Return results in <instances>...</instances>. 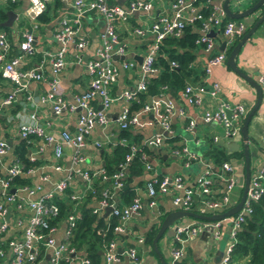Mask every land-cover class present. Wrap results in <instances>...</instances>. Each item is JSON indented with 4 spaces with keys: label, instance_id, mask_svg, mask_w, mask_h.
<instances>
[{
    "label": "built area",
    "instance_id": "built-area-1",
    "mask_svg": "<svg viewBox=\"0 0 264 264\" xmlns=\"http://www.w3.org/2000/svg\"><path fill=\"white\" fill-rule=\"evenodd\" d=\"M52 0H27V7L24 11L25 18L35 28L37 17L45 10V7ZM64 7L57 19L52 31V37L57 44L55 50H43L41 57L29 68L21 69V61L24 55L35 51V36L32 30L25 32L23 39L18 43L17 55H10V44L4 31H0V76L1 78L13 84L12 91L2 99V104H9L14 95L18 92L25 91L24 100L27 102H38L48 104L53 115L58 116L63 111H77L75 123L72 131L62 129L54 131L49 122L44 125L37 120L34 111L30 112L26 120H20L17 124V132L20 139L26 141L30 146L35 139L40 140L35 153L28 152L27 157L30 162H36L37 153L42 151L44 146H51L53 160L46 165H37L27 171H22V165L13 161L6 167L5 175L0 177V237L7 229V222L4 221L6 214V204H12L17 210L25 208L30 215L25 220L21 236L19 239H10L6 242V247L2 248L0 240V259L1 264H37L39 261L38 254L44 249L50 251L49 257L45 264H58L59 261L65 260L70 264H88L89 260L80 255L73 247L69 245V238L72 236L74 221L79 213L77 204L81 203L85 197V191H91L93 178H98L101 183L111 180V188L119 189L121 179L125 176L127 164L134 157L137 147L129 146V153L125 155L124 163L119 164L116 172L107 177L104 169L99 167L94 171L81 169L78 165L83 162L84 157L81 150L87 146V138L95 126L103 127L109 122L108 108L112 102L121 100L122 105L118 114L112 119L116 129L128 130L131 128H142L153 123L156 132L144 138L141 144L148 148L157 149L164 144V140L171 137V120L173 116L184 118L183 110L178 108L173 110V102L169 95L164 92V87L157 94L150 96L144 101L141 108L135 112H130L129 108L133 101L137 102V95L146 89L149 79L158 74L159 68L154 65L160 42L166 36L178 37L185 25H191L195 21L200 23L198 36L194 40L196 45H201L203 49L209 51L214 46V36H209L210 32L224 36L225 46L232 43L233 37L241 35L244 32V25L240 21L233 19L223 20L224 12L220 6H212V10L207 16L200 14L195 8L196 0H172L169 4V12L157 15L148 25L133 27L131 32L135 37H144L151 35L148 44L145 47L140 63L137 66V78L132 87L121 90L118 95L112 96L110 88L116 82L117 69L112 63L114 56L122 57L125 55V46L122 45L115 31V20L123 19L126 14L135 10L149 11L152 6V0H129L126 8L116 4H108V0H58ZM208 1V0H206ZM239 4L246 0H230ZM16 0H0V4L15 3ZM97 13L104 20V30L100 36V44L94 50L85 67L89 74V82L85 91L75 94L73 102L70 105L64 103L62 99V90L60 86V72L66 64V53L71 49L76 52V61L79 53L87 46L85 36L79 34V26L82 18L88 13ZM71 48V49H69ZM264 49V47H263ZM225 54L218 51L207 57L203 66V72L209 74L213 66L224 64ZM46 64V65H45ZM175 67L174 62L169 63ZM45 66L49 73L43 74ZM136 65L133 61L124 60L121 63L123 69H131ZM30 81H44L46 88L42 93L32 96L26 93L27 83ZM258 82L264 84V76H259ZM205 94L212 102L202 113V121L205 123L218 124L222 127V138L225 140L239 139L240 126L244 116L247 113L246 108L238 103L232 104L224 100L221 96L220 84L217 81H211L208 86L192 85L186 83L178 91L177 99L186 105L198 104L199 95ZM97 97L99 99L98 107L91 104V100ZM175 100V101H176ZM145 115L150 116V121H144ZM141 116V117H140ZM185 129L193 130L194 121L185 119ZM212 144L218 146L219 138L216 135L211 137ZM94 148L102 147V142L93 140L90 143ZM104 144L125 145L127 141L124 138H116L109 143L107 139ZM29 148V147H28ZM10 149L5 140H0V157ZM70 164L63 169L58 160L65 154ZM175 157L182 161L198 159L202 169L194 178L191 186L185 184L179 174L173 176H157L154 172L144 184V194L147 198L146 204L155 210L156 197L158 194L167 193L174 190L171 197V204L180 210H191L196 207L197 212L201 215L215 212H223L229 203L228 191L233 186L231 178L233 166L228 161H223L218 170L212 169L211 163L207 160L195 157L188 152L186 147L172 149L170 151ZM143 168L146 171H152V166L147 161V157L140 154L139 157ZM48 170L55 172H65L61 179L51 181ZM64 170V171H63ZM38 173V179L35 184L14 185L12 180L16 176H28ZM77 176L84 184V190L80 193L65 194V190L72 183L73 177ZM219 177L224 181V192L215 195L213 190V179ZM50 188L38 196L31 199L43 183H49ZM13 189L11 192L10 190ZM264 192V174L262 170H257L248 182L245 198L241 207L232 215L223 217L218 220L207 221L197 220L191 223L176 226L174 230V244L170 249V264H178L181 259L182 244L188 238L196 236L202 230L210 229L213 238H218L221 234V226L228 224V239L225 244L223 256L219 264H229V258L234 244L236 243V233L241 224L251 214V203L258 200ZM110 193L108 188H103L100 192L102 198L98 200V208H109L107 217L115 218L118 223L113 227L115 237L109 240L102 247V264H119L120 256L125 254L131 264H136L137 257L133 248L126 250L117 249V235L123 232L122 223L129 220L132 216L139 213L142 208L141 200L134 196L128 204L108 203L107 195ZM22 195H26L23 198ZM68 198L73 202L72 212L67 214L64 223V232L60 241L55 242L51 235L57 228L50 227L44 234L41 229L47 228L46 219L57 212V206L53 198ZM92 209L97 214L99 209ZM20 220H17V224ZM138 241H141L139 239ZM264 264V262L262 263Z\"/></svg>",
    "mask_w": 264,
    "mask_h": 264
},
{
    "label": "crops",
    "instance_id": "crops-1",
    "mask_svg": "<svg viewBox=\"0 0 264 264\" xmlns=\"http://www.w3.org/2000/svg\"><path fill=\"white\" fill-rule=\"evenodd\" d=\"M53 1V0H52ZM51 1V2H52ZM110 1V2H109ZM129 0H108V4H116L123 9L127 7ZM172 0H152V6L149 11L135 10L130 14H126L123 19L115 20V31L119 42L125 46V55L122 57L114 56L112 63L117 69L116 82L110 88V94L112 96L118 95V93L125 89L132 87L137 78V66L141 61L143 52L149 39L150 34L144 37H135L131 28L148 25L154 20V18L162 13L169 12V4ZM223 0H197L194 5L197 10H200L206 5L220 6L222 8ZM257 0H246L239 4H235L233 1H229L228 7L231 12H241L249 7L255 6L254 10L245 18L233 19L234 21H240L244 25V32L241 35L233 37L232 43L225 46L223 50L225 59L232 46L241 38V36L252 26V24L263 14L264 6L255 5ZM27 0H16L12 6L7 4H0V9H4L5 13L10 10L15 13V18L12 21L9 30L4 31L6 38L10 44V55L19 54L18 43L23 39L25 32L32 30L35 36V51L24 55L21 61V69L29 68L41 57L43 50H55L57 44L52 37V31L55 27L58 17L63 10V6L60 4V8L55 12V15L49 19V21L42 23L37 20L36 27L25 18L24 11L27 7ZM7 17V16H6ZM226 16L223 20H226ZM6 20V19H5ZM104 30V20L101 15L97 13H88L85 15L79 26V34L83 35L87 39L86 48L79 53L78 61H76V52L71 48L66 53V64L60 72V86L62 90V99L65 104L70 105L73 102V96L75 94L85 91L89 82V74L87 73L85 63L92 57L94 50L100 44V36ZM224 39L221 34H216L214 37V46L211 50L206 51L202 46L197 45L194 49V59L190 67L193 69L194 75L186 79V83H190L194 86L204 85L205 87L211 81H217L220 84L221 96L224 100L235 104L243 105L248 111L255 102L256 92L253 87L244 79L236 74L231 68H229L225 62L224 64L213 66L210 69L209 74L203 72V66L207 57L211 56L215 52H218V46ZM264 19L258 24L251 35L245 40L242 47L235 56V64L237 68L254 80L262 91L261 101L256 108L255 112L251 116L248 126V144L257 149L256 152L251 151L247 153V158L250 163L249 166V180L251 175L257 170H262L264 174V84L261 85L258 82L259 76H264ZM14 53V54H13ZM133 61L135 67L131 69H123L121 63L124 61ZM46 65V64H45ZM1 67V64H0ZM49 69L45 66L43 74L47 76ZM13 88V84L0 76V140H5L10 149L0 157V177L5 175L6 167L12 162L13 154L12 148L20 140L17 132V124L20 120H26L30 112L34 111L37 120L40 124L44 125L45 122H49L51 128L54 131H61L66 129L72 131L75 123V117L77 111L73 112L63 111L58 116L52 114L48 104L31 103L24 100L25 91L18 92L14 95L12 101L7 104H2V99L6 97ZM46 88L44 81H30L27 83L26 93L36 96L42 93ZM149 97L145 99L148 100ZM200 102L198 104L186 105L182 101L174 100L173 110L176 112L178 108L183 110L184 118H178L173 116L171 120V138H174L170 143H166L156 149L159 156L153 158H147V161L152 166V171H146L143 168L141 173L135 176L131 181V186L134 191V196L141 200L142 208L139 213L132 216L129 220L123 222V232L120 233L117 238V249L126 250L127 248H133L137 257L136 264H170V249L175 246L174 244V226H181L193 221H197L198 218L193 216H182L175 220L169 227H167L156 241L155 247L151 243L145 241V236L154 231L153 237L159 229L162 219L169 213L180 210L171 204V197L174 194V190H169L167 193L158 194L156 197L155 210L150 208L146 204V196L143 188L145 182L154 172L157 176L166 175L173 176L179 174L185 184L191 186L194 182V178L202 169L201 163L198 159H192L189 161H182L180 158L175 157L170 153L172 149H180L186 147L187 151L192 153L195 157L203 158V153L207 149V146L211 143V137L213 135L218 136V146L222 148L223 152L229 156L228 162L233 166V172L231 175L233 186L227 192L229 197L228 207L224 210H228L234 206L241 197V193L244 186V155L241 148V140L231 139L225 140L222 138V127L218 124L205 123L202 121V113L211 106V100L205 95H199ZM91 104L98 107L99 99L94 97L91 100ZM122 105L121 100L112 102L107 110L109 122L103 127L95 126L87 138V146L81 150V154L84 157L78 167L81 169H87L88 171H94L103 166V153L107 154L112 144H104L108 139L109 143L113 140H118L119 130L116 129L112 119L118 114ZM141 117V116H140ZM144 121H150V116L145 115L142 118ZM185 119H192L194 121V128L191 131L185 129ZM132 133L141 134V141L156 132V127L153 123L142 128L129 129ZM93 140L102 142V147L99 149L94 148L90 143ZM140 141V143H141ZM234 141L239 144V148L235 150L228 149L225 144ZM39 139H35L31 142L27 149L30 153H35L40 144ZM67 150L65 154L58 160L59 164L65 169L70 161L68 159ZM235 153L240 155L233 156ZM38 164L46 165L51 163L52 148L51 146H44L40 153H37L36 157ZM212 169L218 170L217 166H214L211 161ZM64 171V170H63ZM50 176V182L61 179L64 177L65 172H55L48 170ZM25 178V177H24ZM28 184L33 185L38 179V173H34L26 176ZM49 183H43L39 190L31 197L36 199L38 196L45 193L50 188ZM249 182V181H248ZM213 190L215 195H219L224 192V181L219 177L213 179ZM109 189L110 193L107 195L106 200L108 203L120 204L118 189H112L110 186H105ZM73 193H80L85 191L84 184L79 177L74 176L72 183L67 187ZM87 191H85L86 193ZM23 198L26 195H22ZM133 196V197H134ZM102 198V196H101ZM91 201L89 207L92 209L98 208V200ZM65 199V198H64ZM62 199V200H64ZM99 209V208H98ZM8 216L4 217V221L7 222V229L1 234L0 240L3 244L10 239H19L25 220L30 215L29 211L25 208L17 210L12 204H6V212ZM184 211V210H183ZM223 211V212H224ZM109 210L107 208L99 209L97 215L106 217ZM193 214L201 215L197 212V208L194 207L191 210H187ZM217 213V212H215ZM221 213V212H218ZM211 214H214L211 213ZM209 214V215H211ZM208 215V214H205ZM20 223L17 224V220ZM118 222V221H117ZM64 232V223L61 222L58 225L57 230L51 235V238L58 242L60 241ZM228 224L221 226V234L218 238H213L210 229L202 230L196 236L188 238L182 244L183 255L178 264H219L223 253L225 244L228 239ZM141 239V241H138ZM153 239V238H152ZM50 251L44 249L39 257L37 264H45L48 259ZM247 257L239 258L234 264H246ZM1 264V259H0ZM78 264V263H73ZM99 264H102V259ZM119 264H131L125 254L120 256Z\"/></svg>",
    "mask_w": 264,
    "mask_h": 264
},
{
    "label": "trees",
    "instance_id": "trees-1",
    "mask_svg": "<svg viewBox=\"0 0 264 264\" xmlns=\"http://www.w3.org/2000/svg\"><path fill=\"white\" fill-rule=\"evenodd\" d=\"M9 5L12 6L13 3ZM59 8L60 2L53 0L46 5L45 10L37 17V20L42 23L49 21ZM211 10L212 8L206 5L199 12L201 15L207 16ZM5 19V10L0 9V29L8 31L9 29L7 27L1 26ZM199 26L200 23L195 21L191 25H185L178 37L166 36L161 40L157 56L154 60V65L160 70L157 75L149 79L145 91L137 95V102H132L129 108L130 112L139 110L145 99L157 94L161 91V87H164V92L172 99H177L178 91L185 86L186 79L191 77L192 74L194 75L190 65L194 59V49L197 46L194 40L198 36ZM170 62H174L176 64L175 67H171ZM118 137L124 138L127 144H116L111 147L107 154L103 153L104 163L102 168L106 176L110 177L116 172L118 165L124 163L125 155L130 151L129 146L132 144L137 147L134 157L127 164L125 176L121 179V186L118 189L120 204L126 205L131 202L134 196V191L130 183L142 170V162L138 158L139 155L143 154L147 158H153L159 155L156 149L148 148L140 143L142 136L139 133H132L129 129L120 130ZM173 140L175 139L168 137L165 142L170 143ZM28 147L29 145L26 141L20 139L12 148L13 161H17L22 165L23 172L38 165V162L29 161L27 157ZM236 155L239 156L240 153L233 154L234 157ZM203 158L211 161L214 166L218 167L223 161H227L229 156L223 152L221 147L214 146L210 143L203 153ZM12 184L25 185L28 184V179L24 175L16 176L12 180ZM105 186L111 187L110 179L101 183L98 178H93L91 191H87L84 200L77 204L79 215L74 221V227L71 232L72 236L68 241L71 247L89 260L88 264H99L102 259L103 245L115 237L113 227L118 223L117 220L113 217L106 218L94 214L92 208L89 207L91 201L101 198L100 192ZM70 193L71 191L69 189L65 190L66 195ZM52 200L57 206V212L46 219L47 228L41 229L44 234L47 233L50 227L57 228L64 221L67 214L72 212L74 205L68 198L62 200L54 197ZM251 209V214L241 224L240 229L236 233V243L231 251L229 264H234L236 260L242 257H247L246 264H262L264 262V192L258 200L251 203ZM153 234L154 231L148 233L145 236V241L151 243ZM1 246L5 248L6 244L1 242ZM38 257H40V252ZM58 264L70 263L61 260Z\"/></svg>",
    "mask_w": 264,
    "mask_h": 264
},
{
    "label": "water",
    "instance_id": "water-1",
    "mask_svg": "<svg viewBox=\"0 0 264 264\" xmlns=\"http://www.w3.org/2000/svg\"><path fill=\"white\" fill-rule=\"evenodd\" d=\"M230 0H223L222 2V10L224 12V15L228 19H239V18H245L248 17V15L254 10L255 6L249 7L241 12H231L229 10L228 4ZM255 5H263L264 6V0H257ZM6 20L1 24L3 27H10L12 24V21L15 18V13L12 11L8 10L6 12ZM264 19V12L263 14L252 24V26L241 36V38L232 46L231 50L228 52V55L225 59V64L231 68L236 74H238L241 78H244L255 90L256 92V99L252 107L247 111L246 115L244 116L241 126H240V140H241V148H242V153L244 155V175H245V180H244V186L243 190L241 193V197L238 200V202L229 208L228 210L221 212V213H214L211 215H198V214H193L191 212L183 211V210H175L169 214H167L161 221L159 229L157 230L156 234L154 235L152 239V246L154 249H156L155 244L159 236L163 233V231L169 227L175 220L182 216H193L196 217L200 220H207V221H213V220H218L226 216H230L234 214L242 205L243 200L245 198V193L249 181V166L250 163L247 158V153H251V151L256 152V148L253 149L249 144H248V135H247V126L249 123V120L253 113L255 112L256 108L258 107L261 97H262V91L261 87L254 81L251 80L249 77L245 76L243 72H241L236 64H235V56L237 55L238 51L242 47L243 43L245 40L251 35V33L255 30V28L258 26L260 22H262ZM209 36H214L215 34L213 32L209 33ZM225 49V41L222 40L218 46V50L223 51ZM225 146L228 149L235 150L239 148V144H237L234 141H230L225 144ZM11 192L13 189L10 190ZM109 210V208H107ZM8 216V211L6 212V217ZM176 229V226L173 227V230ZM163 264V263H161Z\"/></svg>",
    "mask_w": 264,
    "mask_h": 264
},
{
    "label": "rangeland",
    "instance_id": "rangeland-1",
    "mask_svg": "<svg viewBox=\"0 0 264 264\" xmlns=\"http://www.w3.org/2000/svg\"><path fill=\"white\" fill-rule=\"evenodd\" d=\"M197 220H200V219H197Z\"/></svg>",
    "mask_w": 264,
    "mask_h": 264
}]
</instances>
